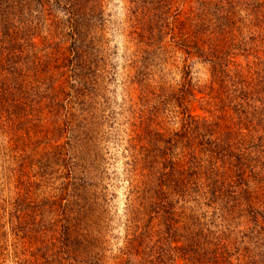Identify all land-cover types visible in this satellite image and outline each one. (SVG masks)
Listing matches in <instances>:
<instances>
[{
  "label": "rangeland",
  "instance_id": "obj_1",
  "mask_svg": "<svg viewBox=\"0 0 264 264\" xmlns=\"http://www.w3.org/2000/svg\"><path fill=\"white\" fill-rule=\"evenodd\" d=\"M207 1L208 11L198 0H174L168 13L152 10L160 15L155 19L164 33L158 34L150 22L141 24L133 0H100L102 21L94 27L90 57L96 66L85 82L67 72L52 89L37 85L46 32L34 39L35 57L23 50L24 98L20 109H11L9 125L0 118V264H117L126 258L129 192L137 179L130 173L133 145L152 147L154 134L141 130L168 135L181 118L149 113L154 100L143 102L140 85L176 88L181 81L189 55L176 46L179 22L190 25L186 35L202 46L221 41L229 60L245 69L255 55L264 59V40L250 39L258 35L253 10L264 14V0H240L234 8L232 0ZM195 51L186 62L196 92L190 109L213 118L218 104L204 95L211 67Z\"/></svg>",
  "mask_w": 264,
  "mask_h": 264
},
{
  "label": "trees",
  "instance_id": "obj_2",
  "mask_svg": "<svg viewBox=\"0 0 264 264\" xmlns=\"http://www.w3.org/2000/svg\"><path fill=\"white\" fill-rule=\"evenodd\" d=\"M237 1L232 0L233 8ZM133 2L141 24L150 22V29L164 33L155 19L160 15L151 11L160 7V13H168L174 0ZM152 2L155 7H150ZM198 2L208 11L207 0ZM164 7L168 8L163 12ZM253 13L258 35L250 39L259 37L262 42L264 14L259 9ZM101 21L100 0H0L3 122L9 125L15 113L11 109H20L24 98L25 75L18 63L23 50H28L29 57L34 39L46 32L41 37L43 60L35 67L42 74L36 76L37 85L52 89L67 72L85 82L84 76L96 66L90 57L96 49L94 27ZM221 26L217 27L222 33ZM189 32L190 25L180 21L176 46L184 48L187 58L194 48L210 64L212 81L204 95L218 104L220 114L213 118L192 114L190 103L196 92L187 58L176 88L140 85L143 102L154 100L149 113L155 116L164 111L172 118L181 114L180 127L168 135L142 129L141 133L154 134L152 147L141 145L137 150L133 145L130 173L137 179L129 192L121 252L126 258L117 264H177L179 260L184 264H264V59L255 55L245 69L229 60L221 41L210 50L193 40L194 35H186Z\"/></svg>",
  "mask_w": 264,
  "mask_h": 264
}]
</instances>
